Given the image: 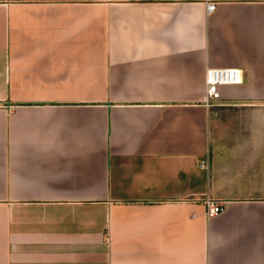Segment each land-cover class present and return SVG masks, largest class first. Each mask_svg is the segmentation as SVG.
I'll use <instances>...</instances> for the list:
<instances>
[{"label": "crops", "instance_id": "crops-1", "mask_svg": "<svg viewBox=\"0 0 264 264\" xmlns=\"http://www.w3.org/2000/svg\"><path fill=\"white\" fill-rule=\"evenodd\" d=\"M0 264H264V0H0Z\"/></svg>", "mask_w": 264, "mask_h": 264}, {"label": "built area", "instance_id": "built-area-1", "mask_svg": "<svg viewBox=\"0 0 264 264\" xmlns=\"http://www.w3.org/2000/svg\"><path fill=\"white\" fill-rule=\"evenodd\" d=\"M215 7V0H205V10L210 12ZM205 90L202 100L206 105L212 104L220 97L219 86L227 83H236L241 80V70L237 67H207L204 73ZM208 156L199 160L198 166L208 168ZM205 212L207 216L218 212L222 208L220 201L208 196L204 198Z\"/></svg>", "mask_w": 264, "mask_h": 264}]
</instances>
